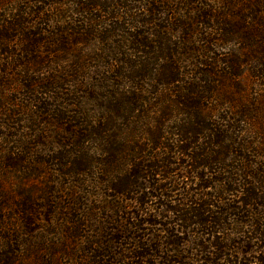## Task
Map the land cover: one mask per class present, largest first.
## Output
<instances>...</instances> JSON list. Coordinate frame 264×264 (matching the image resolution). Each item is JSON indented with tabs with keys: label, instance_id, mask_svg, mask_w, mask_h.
I'll use <instances>...</instances> for the list:
<instances>
[{
	"label": "trees",
	"instance_id": "16d2710c",
	"mask_svg": "<svg viewBox=\"0 0 264 264\" xmlns=\"http://www.w3.org/2000/svg\"><path fill=\"white\" fill-rule=\"evenodd\" d=\"M185 1H187L185 7H188L191 2ZM174 2L176 4L177 0H0V13L9 12L3 15L5 20L3 18L0 20L5 21V26H0V58L18 62V67L25 71L31 66L40 69L47 63L35 55L46 47L48 54L53 57L48 63L57 64L61 60H66L65 64L68 65L62 66L57 73L63 70L69 77H66L64 83L76 86L75 82L79 84L77 77L85 66L81 64L80 55L69 56L71 49L84 47L82 51L93 50L88 57L89 62L94 65V69L104 70L102 74H105V71L106 74L98 80L92 90L89 89L88 95L92 100L99 102V94L93 89L104 93L102 99H106L107 102L99 105L114 113V117L107 120H112L115 124L120 120L128 123L137 117L145 121L146 117L149 124L154 125V122L157 124L153 126L155 134L145 132L141 136H134L136 144L142 142L143 147L138 145L132 148L128 160L123 157L122 163L117 160L121 156L119 151L116 159L119 164L111 169L120 172L124 168H129L130 172L133 167L139 165V168L146 167L150 171L149 176L152 177L156 169L154 172L159 171L157 175L163 177L167 174L158 166L159 163H164V168L182 163V168H187L186 175L198 181L194 184L196 187L194 194H186L182 200H177L178 203L170 205L158 202L157 205L161 208L158 216L166 221L164 224L145 222L150 226H162L165 236L160 246L151 243V240L146 242L127 236L108 238L104 241L102 239L101 242L94 237L91 241L84 240L83 243H89V247L82 244L79 249L76 248L80 256H74L71 250L59 252L70 260L71 264L74 262L79 264V261L80 264H113L114 258H110V255L116 257L122 255L129 264H149L150 260L156 257L161 264H183L180 259L176 261L169 257L174 255L182 258L178 251L183 243L192 245L194 252L192 255L199 259L201 264H251L252 261L246 256L252 250H244V246L233 249L231 247L241 243L245 246L253 244L256 249H261L262 255L252 259L256 264H264V195L256 198L258 188L254 186L259 179L261 189L264 183L261 185L260 182L264 180H260L262 173L251 167L248 157H245L244 153L250 148L248 143L242 142L239 145L243 155L240 154V150L230 153L232 150H229L227 141L232 139V132L235 133L239 128L235 126L237 123L241 121L245 124L246 118L243 116L246 114L245 111L240 113L244 119L241 120L235 112L227 113L228 106L225 101L232 96L230 98L224 96L221 91L220 97V88L216 83L218 81L214 79L219 76L220 70L225 71L223 79L235 80L238 77V70L245 67L253 58L262 62L264 68V32L263 36L259 34L258 40L251 35L256 26H260L264 31V22L258 20L264 17L262 13L264 0L224 1L221 12L209 7L196 8L197 10L188 13L184 10L185 14L192 15L193 22L189 25L171 18L172 13L169 11ZM43 5L50 9L56 7L59 9L53 17L49 10L43 12L41 7ZM179 5L184 7L180 2ZM239 8L245 14L240 15L238 12L240 10L236 11ZM28 17L36 19L34 24L30 25ZM230 18L241 20L232 24L228 22ZM210 24H212L210 29L217 31L218 34L205 31ZM189 29L196 32L197 43L186 38ZM180 31L185 37L178 39L176 44L171 38L173 32ZM16 38H19V41ZM228 42L238 44L237 47L244 53L246 60L240 62L235 57L232 60L218 59L215 53ZM56 53L68 55L66 56L68 60L60 56L55 59ZM206 67H209V70H204ZM140 68L142 70H139ZM138 71L142 74H138ZM23 78L25 90L49 89L59 81L52 77L33 79L25 73ZM151 80L153 89L151 95H158V91L163 90L166 100L162 105L157 103L152 105L157 111L155 113L150 111L151 106L146 112H140L139 107L143 109L146 104L138 102L136 94L144 92V84ZM124 85L131 90L126 91ZM123 112L126 113V117L123 116ZM150 114L152 117H149ZM234 117L239 120L235 122ZM63 120L67 118L60 119ZM100 121L104 119L98 120ZM92 123L89 120L87 126L80 124L78 134L71 136L73 140H77L76 142H81L80 146L86 143L87 137L93 135L101 138L106 132V128ZM75 127L77 126L70 125L68 129ZM72 132L77 131H70ZM231 144L235 145L234 142ZM159 152L168 158H161ZM151 159L159 163L152 166L142 165ZM98 164L99 162L97 166ZM137 176L132 174L133 178ZM169 184L170 182L161 188L148 184L147 190L160 193V197L169 198V194L165 193L170 192L173 187ZM140 185L142 184L139 182L128 181L117 188L114 183L111 191L118 199L133 192ZM208 191L210 192L206 193ZM232 195L237 198H231ZM256 201H260L259 204ZM257 205L259 206L254 209L253 214L249 212L250 217H243L242 207L252 208ZM22 207L24 210L22 209L21 213L25 216L22 224L31 225L32 221L25 213H29L31 208L26 204H22ZM244 218L246 219L243 220ZM78 223L83 227L81 222ZM77 237L80 235L72 238ZM10 240L16 241L17 238L12 236ZM125 241L132 243L130 246L133 248L125 249L127 257L112 252L114 245L118 250V247L125 246ZM1 255L0 264H14L18 260L13 250ZM51 256L52 252L49 253V257Z\"/></svg>",
	"mask_w": 264,
	"mask_h": 264
},
{
	"label": "rangeland",
	"instance_id": "374dc122",
	"mask_svg": "<svg viewBox=\"0 0 264 264\" xmlns=\"http://www.w3.org/2000/svg\"><path fill=\"white\" fill-rule=\"evenodd\" d=\"M224 1L228 0H190L191 3L185 7L187 1L177 0V3L174 2L171 5V10L168 11L172 13L171 18L184 21L185 24L189 25L193 22L192 15L185 14V11L188 13V11L192 12L196 8L209 7L221 12ZM179 2L184 7H181ZM41 7H43V12L49 10V14L53 17L59 9V7L50 9L45 5ZM25 8L27 7L25 6ZM236 11L240 15L245 14L241 8ZM5 13H0V20L2 18L5 20L3 17ZM262 13L264 14V9ZM34 20L36 19L28 17V21L31 22L30 25L34 24ZM228 20V22L235 24L241 19L230 18ZM258 20L264 22V17L258 18ZM251 25L254 24L251 23ZM0 26H5V21H0ZM211 27L212 24L205 31L214 32L210 29ZM187 31L189 35L186 38L197 43L196 32L190 29ZM263 32L260 26H256L251 35L258 40L259 34L263 36ZM173 33L171 40L176 44L178 39L185 37L181 31ZM214 33L218 34L217 31ZM16 39L19 41V38ZM237 45L228 42L222 46V49H218L215 56L220 60H232L235 57L243 62L246 60L244 53ZM83 48L73 47L69 55H80L81 64L85 66V69L77 77L80 86L75 82L77 88L72 84L64 83L68 76L63 70L57 73L62 66L68 65L65 64L66 60H61L57 64L48 63L53 57L48 54L46 47L40 49L35 55L47 63L43 66L44 68L38 66L40 69L31 66L25 71L18 67V62L14 63L12 60L0 58V70L5 71V74L0 72V255L13 250L18 259L14 264H71V261L59 252L71 250L74 256H80L76 248L79 249L82 244L89 247V243L83 242L85 239L91 241L94 237L101 242L102 239L104 241L108 238L127 236L143 239L146 242L151 240V243L154 242L156 246H160L165 236L162 226H150L149 224L146 225L145 222L164 224L166 221L158 216L161 213V208L157 205L158 202L160 204H174L177 200H182L186 194L191 195L196 189L194 184L198 182L197 179L186 175L185 170L187 168L183 169L182 163L164 168V163L160 164L151 159L142 164L143 166L149 164L152 166L159 163L158 166L162 167V171L167 174L163 175L165 178L157 175L159 171L155 173L156 169L154 170V168L151 177L149 176L150 171L146 167L139 168V165L133 167L130 172H128L129 168H124L120 172L111 169L119 164L116 161L119 151H121V156L117 160L122 163L123 157L128 160L132 148L138 145L143 147L144 143L142 142L136 144V141L133 140L134 136H141L145 132L155 134L156 130L153 126L157 124L155 122L154 125L149 124L146 117L145 121H142L141 117H137L128 123L125 120H120L116 121L115 124L112 123V120H107L114 117V113L112 114L101 106L105 104L103 102H107L106 99H102L104 93L93 89L96 94H99V102L92 100L88 95L89 89L92 90L95 87L98 80L106 74V71L105 74H102L104 70L94 69V65H91L88 60L93 50L82 51ZM183 50L185 51V47ZM59 56L68 57L64 53H56L54 58H59ZM7 63L10 64L7 66ZM205 69L209 70V67ZM263 69L262 62L253 58L248 61L245 67L238 70V77L235 80L223 79L225 71L220 70H218L219 76L214 78L215 81H218L216 83L220 88V97L221 91L224 96L227 95L229 98L232 96L225 101L228 106L227 113L235 112L241 120L246 118L245 124L240 121L239 124L237 123L238 125H235L239 128L235 133L232 132V139L227 141L229 150H232L230 153L235 152L234 150L238 152L242 142L243 144L248 143L250 148L244 154L245 157H248L251 167L256 168L258 173H262L260 180H264ZM23 73L30 75L33 79L52 77L59 79V81L49 89L25 90ZM139 73L142 74L141 71H138ZM124 87L126 91L131 90L127 85ZM152 92L151 80L146 85L144 84V92L136 94L138 102L141 101L146 104L143 109L139 107L140 112H146L151 106L150 111L155 113L157 111L152 105L155 103L162 105L166 100L163 90H159L158 95H151ZM159 108L161 109V107ZM243 111L246 114L243 116L244 119L240 116ZM140 112L139 115H141ZM122 114L126 117V113L123 112ZM149 117L152 115L150 114ZM62 118H67V120L60 121ZM103 119L104 121L98 122V120ZM89 120L93 122L92 125L98 126L99 124L101 128H106V132L102 134L101 138L93 135L87 137L86 143L84 142L80 146L81 142H76L77 140H73L71 136L75 133L78 134V126L80 124L87 126ZM234 120L237 122L239 119L234 117ZM234 120L232 121L233 125L235 124ZM70 125L77 127L69 130ZM74 130L77 132L70 133ZM232 142L235 145H232ZM240 154L243 155L241 150ZM159 155L161 158H168L162 152H159ZM97 162H99L98 166ZM136 164L141 163L136 162ZM132 174L138 176L133 178ZM128 181H136L142 185L135 188L133 192H129L125 197H118V200L114 196L115 193L111 191V186L115 183L117 188H120ZM168 182L173 186L170 192H165L169 194V198L160 197V193L147 190L148 184L161 188ZM260 183L263 185L264 181ZM254 186L258 188L256 198L260 197L261 194L264 195V186L260 189L259 179L256 180ZM230 197L237 198L234 195ZM120 201L122 203L117 204ZM259 202L256 201L257 204ZM22 204L31 208L29 213L24 211L27 214L26 217L31 219V225L22 224L25 218L21 213ZM239 206L241 207V205ZM258 206L242 207L243 217H250L249 212L253 214L254 209ZM78 222H81L83 227L82 225L80 227ZM78 234L80 237L72 238ZM12 236L17 240H10ZM236 242L238 241L236 240ZM124 243L125 246L118 247V250L115 249L114 245L112 252L125 255L127 254L125 249H133L132 245L130 246L132 243L129 241ZM19 244L21 246L23 244V246L21 247ZM68 246L71 249L67 248ZM240 246H244V250H252L246 257L252 261L251 264H256L252 258L261 257V249H256L253 244L245 246L242 243L234 244L231 249L240 248ZM191 247L190 243H183L178 251L182 258L168 255L172 257L171 260L180 259L183 264H201L199 259L192 255L194 252ZM50 252H52L51 257H49ZM231 253L233 254V252ZM125 256L127 257V255ZM110 258H114L113 264H129L122 255L121 257L110 255ZM149 264H161V261L156 257L151 259Z\"/></svg>",
	"mask_w": 264,
	"mask_h": 264
}]
</instances>
